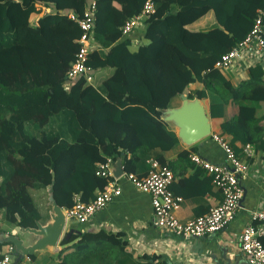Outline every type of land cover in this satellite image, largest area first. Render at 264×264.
Here are the masks:
<instances>
[{"label":"trees","instance_id":"obj_1","mask_svg":"<svg viewBox=\"0 0 264 264\" xmlns=\"http://www.w3.org/2000/svg\"><path fill=\"white\" fill-rule=\"evenodd\" d=\"M90 1L0 0V218L9 225L43 224L50 200L63 210L75 197L90 201L107 182L94 172L108 157H120L123 171L137 176L153 159L156 168L168 167L171 155L193 167L192 175L206 174L187 157L194 146L182 148L160 118L162 109L179 105V93L208 99L211 133L239 160H252L245 144L264 158V110L256 115L264 101L262 63L233 81L214 67L249 31L264 0H151L153 12L139 19L137 46L120 28L145 0H94L85 62L91 78L66 81L80 34L68 14L79 16ZM261 23L264 35V17ZM228 104L235 106L232 115ZM205 178L221 201L210 175ZM59 244L68 246L17 264H165L155 254L134 255L121 233L103 228L82 227Z\"/></svg>","mask_w":264,"mask_h":264},{"label":"built area","instance_id":"obj_2","mask_svg":"<svg viewBox=\"0 0 264 264\" xmlns=\"http://www.w3.org/2000/svg\"><path fill=\"white\" fill-rule=\"evenodd\" d=\"M94 5V0H91L79 16L72 13L68 14L70 19L76 21L80 34L76 40L78 49L65 72L66 81L77 76H83L86 81L91 78V70L85 65V62L91 44L90 33ZM153 10L152 1L145 0L140 12L123 23L120 28L121 33L127 34L130 32L133 27L140 24L139 19L141 17H147ZM263 17L264 9H258L249 31L236 45L220 55L214 62L215 68L228 69L242 55L253 57L256 60H264V35L261 23ZM262 69L264 71V65ZM209 137L222 151L225 159L223 164L205 160L195 152H189L187 155L190 162L200 166L210 175L211 182L221 193V201L210 207L207 212L185 222L179 221L174 215V211L179 207L182 199L180 196L173 195L168 189V185L172 180V173L167 166L156 168L158 162L153 159L150 161V169L143 176L123 171L119 177L114 178L109 170L112 160L108 157L97 165L94 172L95 175L106 178V184L86 203L75 197L72 207L63 210L66 219H75L79 224H86L97 211L104 208L108 202L119 195L120 188L117 181L123 178L137 190L149 195L150 220L153 226L174 236L182 237H199L218 232L236 215L242 197L239 180L246 175L248 165L235 156L231 147L223 138L212 133ZM243 153L246 156L252 154L250 144H245ZM248 217L249 222L237 234L241 254L248 264H264V243L261 240L264 235V206L249 210ZM253 221H257L258 224H253ZM13 251V246H7L0 254V264H9Z\"/></svg>","mask_w":264,"mask_h":264},{"label":"crops","instance_id":"obj_3","mask_svg":"<svg viewBox=\"0 0 264 264\" xmlns=\"http://www.w3.org/2000/svg\"><path fill=\"white\" fill-rule=\"evenodd\" d=\"M41 11L43 12L44 10L42 9ZM206 20L208 23L211 22L209 13L206 15ZM141 28L138 25L128 33L133 46L139 44L140 36L142 35ZM255 61H260L264 65V60H256L253 57L242 55L225 71L230 76L231 81L243 79L246 77V68ZM190 87L193 88L194 85L192 84ZM201 101L207 114L208 99L204 98ZM263 110L264 101H260L258 102L259 115ZM226 111L227 115H232L235 112V106L228 104ZM209 122L210 128H212V120L210 118ZM179 144L184 149L193 145L194 152L210 162L217 164L225 162L222 151L209 136L191 145ZM249 157H252V160L247 162V173L239 180L242 188V197L236 215L225 227L216 233L199 237H182L174 236L153 226L150 220L151 206L149 195L137 190L123 178L117 181L120 188L119 195L108 202L104 208L97 211L86 224L67 223L64 231L69 227L79 231L82 227H88L118 232L126 240L127 249L132 251L134 255L155 254L165 264H211L212 258L219 256V248H223L231 256L233 254L242 255L237 241V234L249 222V210L259 209L264 206V158H262V153H254L253 150ZM125 158L130 159L129 154L126 153ZM165 162L169 165L168 167L173 176L169 184V190L173 195L180 196L182 199L179 207L174 211V215L179 221L185 222L201 215L220 201L219 193L213 187L208 189V182L205 178L207 173L204 175H192L194 168L185 162L175 159L174 155H171ZM253 224H258V222L253 221ZM12 229L16 230V234L22 237L19 227L12 226ZM0 232L11 233L9 230ZM59 241L56 247L51 250L36 252L41 254L46 251L54 254L68 246V244L60 245Z\"/></svg>","mask_w":264,"mask_h":264},{"label":"water","instance_id":"obj_4","mask_svg":"<svg viewBox=\"0 0 264 264\" xmlns=\"http://www.w3.org/2000/svg\"><path fill=\"white\" fill-rule=\"evenodd\" d=\"M179 105L167 107L161 110L160 118L166 122L175 132L179 143L191 145L211 133L209 117L201 99L196 95L188 98L185 93H179ZM114 178L119 177L122 170L121 158L116 157L109 166ZM48 219L41 224L35 221L33 227L20 228V235L0 232V243H11L13 246V261L17 264L36 251L51 250L56 247L60 239H67L71 233L79 231L73 227L64 231L67 223H76V220L66 219L63 209L53 200H50ZM24 235V237H23ZM219 256H214L211 264H248L240 254H227L223 248H219Z\"/></svg>","mask_w":264,"mask_h":264},{"label":"rangeland","instance_id":"obj_5","mask_svg":"<svg viewBox=\"0 0 264 264\" xmlns=\"http://www.w3.org/2000/svg\"><path fill=\"white\" fill-rule=\"evenodd\" d=\"M142 42H143V38H142ZM259 112L260 111H258V107H257V109H256V115H259ZM36 192L37 191L35 189H31L30 190V195H31L32 201H33V203L35 205L36 204H39V202H40L38 196L35 195ZM1 230H9L11 233L16 234V230H13L12 229V226L9 225L8 223H6L2 218L0 219V231ZM3 249H4L3 246H1L0 251L2 252Z\"/></svg>","mask_w":264,"mask_h":264}]
</instances>
